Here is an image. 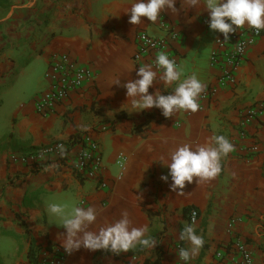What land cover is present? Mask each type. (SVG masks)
Segmentation results:
<instances>
[{"label":"crops","instance_id":"0c3cea01","mask_svg":"<svg viewBox=\"0 0 264 264\" xmlns=\"http://www.w3.org/2000/svg\"><path fill=\"white\" fill-rule=\"evenodd\" d=\"M128 7L129 0H0V264H31L32 242L35 250L47 242L62 246L65 229L53 223L48 203L94 206L98 216L92 230L127 210L133 226L148 225L157 241L153 249L119 254L81 247L70 252L68 264H133L134 256L151 263L158 251L160 264H176L175 244L190 246L179 240L188 223L185 207L198 211L195 227L205 240L190 264H221L215 252L235 239L252 250L253 264H264V109L243 122L246 110L264 104V31L247 49L236 85L217 88L198 101V111L180 110L167 118L156 107L131 112L122 85L138 78L136 69L156 55L134 60L139 32L165 36L166 51L184 75L195 73L207 87L218 75L209 64L218 31L209 29L202 5L188 8L186 0H175L177 12L165 10L155 23L142 17L140 24H131L130 13L124 12ZM167 29L175 31L176 39ZM53 53L69 54L94 78L42 114L34 103L47 81L36 71L47 68ZM117 78L121 84L112 85ZM156 89L164 95L172 91L158 82L149 93ZM102 125L107 129L101 130ZM78 134L99 144L105 189L78 178L67 164L34 171L9 159L53 142L73 144ZM213 134L225 135L235 146L222 159L220 175L200 183L194 177L182 193L170 188V177L160 179L168 173L160 160L171 150L203 144Z\"/></svg>","mask_w":264,"mask_h":264},{"label":"clouds","instance_id":"9594fccd","mask_svg":"<svg viewBox=\"0 0 264 264\" xmlns=\"http://www.w3.org/2000/svg\"><path fill=\"white\" fill-rule=\"evenodd\" d=\"M186 3L188 8H199L202 5L208 11V27L222 33L223 41H228L230 33H235L245 25L257 33L264 31V0H186ZM165 10L177 12L175 0H129V7L124 12L130 13L129 22L137 25L143 21L142 17L152 23L157 22ZM217 41L223 42L219 39ZM135 68L136 65H133L131 71ZM136 76L138 78L128 79L122 85L126 89L131 112L156 107L167 118L180 110L193 113L199 110L198 100L206 84L195 73L185 76L177 62L169 58L166 52L156 53L154 60L139 66ZM158 82H162L165 88L171 87L172 91L167 95L161 94L158 89L149 93V88ZM113 84L120 85L121 80L117 78ZM82 130L87 131V126H83ZM58 148L63 156V145H58ZM234 150V144L225 135L219 134H213L203 144L178 145L166 158L160 160L168 169V173L161 175L160 179L167 182L170 177V188L182 193L185 182L192 183L194 177L197 178L196 183H200L220 175L222 159ZM44 158L42 152L40 159ZM54 167L56 165H49L45 171ZM46 211L53 223L65 229L61 245L69 253L84 247L119 254L138 247L153 249L157 244L148 234V225L133 226L127 210L121 212L120 218L107 221L94 230L90 229L98 216L94 206L48 203ZM179 240L188 242L190 246L179 248L177 256L183 264H190L205 243L204 237L197 234L194 221L183 225Z\"/></svg>","mask_w":264,"mask_h":264},{"label":"built area","instance_id":"2783aa9c","mask_svg":"<svg viewBox=\"0 0 264 264\" xmlns=\"http://www.w3.org/2000/svg\"><path fill=\"white\" fill-rule=\"evenodd\" d=\"M167 32H169V37L176 39L177 34L175 31L167 29ZM261 34L262 31L257 33L254 29L244 26L237 29L235 33H230L228 41H223V34L218 32L209 57L210 66L218 68L216 82L214 85L206 87L198 101L208 99L219 87L236 85V71L243 61L247 49L256 43ZM217 39L223 42L217 41ZM167 46L168 42L165 36L153 37L145 31H141L136 35V52L133 58L134 60H140L145 56L164 51L169 55V58L177 62L176 57L166 51ZM154 59L155 55L151 61ZM44 77L47 81V87L36 96L34 105L38 112L48 114L54 111L55 106L63 102L70 93L83 89L88 82L93 80L94 74L89 67L80 65L69 54L53 53L48 61ZM201 108L202 105L199 109ZM263 109L264 104L262 102L250 107L243 114V122L247 123L256 118L263 112ZM106 129V125L101 126V130ZM58 145L64 147L63 156ZM253 150H257V148L253 147ZM42 152L45 156L44 159H40ZM9 159L13 162L18 161L28 165L34 171L41 169L46 164H67L70 171L78 178L95 181L96 188L102 190L107 186V183L101 178L104 165L99 144L88 134H78L73 140V144L70 145L63 142H53L39 146L25 155L13 153L9 156ZM122 162L123 160L119 156L117 163L120 169L123 168ZM197 218L198 211L195 208H190L186 217L187 222L192 223L194 221L195 223ZM174 247L178 251L183 246L181 243H176ZM252 254V250L246 243L235 239L229 248L216 251L215 257L221 264H253ZM69 255L70 253L66 252L62 246L47 242L36 249L33 264H68ZM133 264L151 263L139 262L137 257L134 256ZM176 264H183V262L177 258Z\"/></svg>","mask_w":264,"mask_h":264},{"label":"trees","instance_id":"16d2710c","mask_svg":"<svg viewBox=\"0 0 264 264\" xmlns=\"http://www.w3.org/2000/svg\"><path fill=\"white\" fill-rule=\"evenodd\" d=\"M76 136V135H75ZM74 136V137H75ZM73 137V138H74ZM73 140V139H72ZM190 210V208L189 207H185L184 208V213L185 214H187L188 213V211ZM35 247H34V245H33V242H32V246L30 247V249H29V252H28V258H29V261L33 264L34 263V254H35ZM160 257H161V254H160V251H158L157 252V257H156V259L155 260H153L152 262H151V264H160Z\"/></svg>","mask_w":264,"mask_h":264},{"label":"rangeland","instance_id":"374dc122","mask_svg":"<svg viewBox=\"0 0 264 264\" xmlns=\"http://www.w3.org/2000/svg\"><path fill=\"white\" fill-rule=\"evenodd\" d=\"M45 70H46V68H44L43 66L41 67V69H37V71L36 72H40V75H41V77H43L44 76V72H45Z\"/></svg>","mask_w":264,"mask_h":264}]
</instances>
